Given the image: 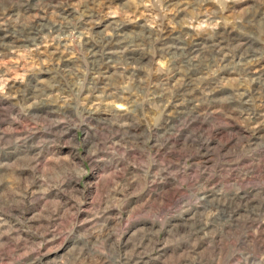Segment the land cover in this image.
I'll list each match as a JSON object with an SVG mask.
<instances>
[{
    "label": "rangeland",
    "instance_id": "374dc122",
    "mask_svg": "<svg viewBox=\"0 0 264 264\" xmlns=\"http://www.w3.org/2000/svg\"><path fill=\"white\" fill-rule=\"evenodd\" d=\"M0 264H264V0H0Z\"/></svg>",
    "mask_w": 264,
    "mask_h": 264
}]
</instances>
